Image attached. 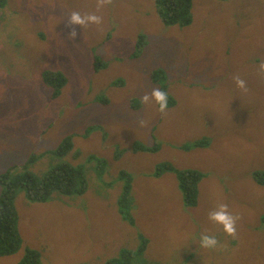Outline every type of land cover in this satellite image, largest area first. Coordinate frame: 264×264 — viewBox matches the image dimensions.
<instances>
[{
  "label": "rangeland",
  "instance_id": "obj_1",
  "mask_svg": "<svg viewBox=\"0 0 264 264\" xmlns=\"http://www.w3.org/2000/svg\"><path fill=\"white\" fill-rule=\"evenodd\" d=\"M192 1L182 28L162 24L155 0H0V177L14 167L34 185L66 164L85 179L82 195L47 202L12 191L23 246L0 264L27 249L44 264L123 262L154 234L164 259L149 245L140 263L264 264V0ZM72 12L100 23L72 35ZM155 69L173 102L163 113L143 101L161 90ZM49 71L64 76L57 94ZM188 169L208 173L194 207L180 187ZM129 187L138 209L126 218L117 202ZM222 205L237 217L234 235L209 220ZM203 234L217 246L202 248Z\"/></svg>",
  "mask_w": 264,
  "mask_h": 264
},
{
  "label": "trees",
  "instance_id": "obj_2",
  "mask_svg": "<svg viewBox=\"0 0 264 264\" xmlns=\"http://www.w3.org/2000/svg\"><path fill=\"white\" fill-rule=\"evenodd\" d=\"M192 4V0H155V7L157 13L160 15V21L162 24L165 26H179L182 28L188 27L193 23ZM216 6L219 5L217 4ZM146 42L148 43L147 36H140L139 51L141 50L140 48L146 46ZM134 56L137 57L138 55L134 53ZM98 61L101 60L98 59ZM47 77L56 83L57 94L60 83L58 81L64 77L63 74L61 72L49 71L47 73ZM152 77V81L159 85L161 90L167 94V77L164 70L155 69L152 72ZM61 83L64 84L66 81H62ZM136 100L137 101H135L133 104L135 108L141 106L140 100L138 98H136ZM171 104H173V102L170 101V98H168V106H171ZM207 141L208 140H201L195 143L194 146L204 147ZM69 148V143H66L61 151L64 149L68 151ZM134 150H151V148H146L143 144H141L136 146ZM170 168V165H164L162 167L163 170H168ZM12 172H15V177L11 175ZM255 172L260 177V184L264 186V171ZM207 176V172L194 169H188L180 172L181 192L187 205L191 207L197 205L199 185L201 181ZM35 180L36 177H33L29 172L26 171V173H19L14 167L11 168L9 172L0 177V186L4 189H1L0 192V257L2 258L18 254L22 250L23 246V240L18 229V214L13 210L15 209L13 206L15 203V192L13 193L12 191H16V189L24 190L31 200L40 202H47L51 200L55 193L72 196L82 195L85 191V179L82 171L66 164H61L60 166L56 167L53 171H50V173H48L40 183L33 185L32 183ZM134 201L135 196H133L131 188L129 187V190L122 193L117 202L120 212L124 217L130 218L131 211L138 209V206L134 204ZM163 221L164 219L162 218V222ZM149 245L152 252L158 250V253H155V260H157L158 257L159 261H162L164 258L160 251L161 240L156 241L154 234L152 241L147 243V240L145 239L143 240L142 245L137 249L124 251V264H143L140 263L141 261L139 260L148 250ZM171 250L172 249L163 251L169 253ZM187 258L191 259V255L187 256ZM123 262L115 261L109 264H122ZM19 264L44 263L39 251L27 249L26 254H24V256L20 259Z\"/></svg>",
  "mask_w": 264,
  "mask_h": 264
},
{
  "label": "clouds",
  "instance_id": "obj_3",
  "mask_svg": "<svg viewBox=\"0 0 264 264\" xmlns=\"http://www.w3.org/2000/svg\"><path fill=\"white\" fill-rule=\"evenodd\" d=\"M229 0H214L213 5L216 6L217 4L222 7L226 2ZM217 7V6H216ZM85 23H93V24H98L100 23V17L95 15V14H90L87 16H81L77 12H72L69 14L67 24L66 26L71 29V34L76 35L75 27L74 26H81L84 25ZM191 26V25H190ZM189 27V26H188ZM184 28V27H183ZM261 68L264 69V64L261 65ZM237 86L243 88L244 81L237 79L236 81ZM155 101L156 104L159 106V111L161 113L165 112L167 107H168V97L167 94L160 90L159 88H154L149 95H145L143 97V101L145 103L149 102V100ZM254 147H256V138L253 139ZM263 186V185H262ZM209 220L222 226L223 231L227 235H234L235 233V225H236V220L237 217H234L232 214H230L227 211L226 206H220V208L216 211H213L209 214ZM218 241L214 236L203 234L200 237V245L202 248L205 249H213L217 246ZM184 259L185 261L182 262V264H192V258H182L181 260ZM180 260V261H181Z\"/></svg>",
  "mask_w": 264,
  "mask_h": 264
},
{
  "label": "bare ground",
  "instance_id": "obj_4",
  "mask_svg": "<svg viewBox=\"0 0 264 264\" xmlns=\"http://www.w3.org/2000/svg\"><path fill=\"white\" fill-rule=\"evenodd\" d=\"M235 22H236V21H235ZM237 43H238V42H237ZM138 76H139V75H138ZM142 77H143V76H142ZM99 109H100V108H99ZM99 109H98V110H99ZM98 121H99V120H98ZM103 123H104V122H103ZM126 176H127V175H126ZM141 177H142V176H141ZM199 178H200V177H199ZM112 184H113V183H112ZM120 184H121V183H120ZM115 185H116V184H115ZM46 210H47V209H46ZM146 213H147V212H146ZM34 261H35V260H34ZM37 261H38V260H37ZM34 263H35V262H34Z\"/></svg>",
  "mask_w": 264,
  "mask_h": 264
}]
</instances>
